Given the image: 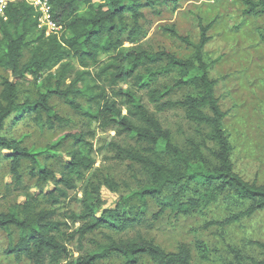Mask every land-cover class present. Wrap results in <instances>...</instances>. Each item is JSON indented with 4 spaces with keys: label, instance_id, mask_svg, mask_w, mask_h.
<instances>
[{
    "label": "trees",
    "instance_id": "16d2710c",
    "mask_svg": "<svg viewBox=\"0 0 264 264\" xmlns=\"http://www.w3.org/2000/svg\"><path fill=\"white\" fill-rule=\"evenodd\" d=\"M47 1L54 22L64 29L59 38L46 37L37 28L34 10L23 1L8 4L4 16L0 17V68L11 77V80H0V134L6 120L19 107L17 82L25 76L39 79L47 75L45 93L38 94L35 101L27 102L25 106L31 110L35 123L52 128L53 121L60 122L49 105L50 99L56 97L73 111L101 122L105 127L115 128L118 135L134 137L132 147L111 145L114 159L140 167L147 176L144 182L136 179V188L120 197L113 208H103L100 196L101 185L115 190L113 183L109 180L102 184L90 183L79 202L80 213L67 217L79 223V228L68 236L69 241L77 237L81 244L97 231L122 233L146 222L149 200L158 208L150 217L152 223L165 215L177 219L200 214L221 201L244 207L228 218L207 223L210 227L228 228L264 211V186L244 181L235 173L231 161L232 148L223 128L226 115L215 96V82L210 78L211 65L203 56V49L210 41L207 33L211 25H199L196 43L179 36L173 29H165L192 51L190 59L182 60L163 50L152 53L123 48L125 41L132 44L140 34L141 7L135 0ZM243 3L246 16L264 15V0H244ZM110 52L115 55L100 70L101 73L106 74L111 86L131 82L136 90L120 89L115 93L123 100L126 115L116 108L114 102L107 101L103 90L94 91L96 86L84 79L87 73H76L72 82L65 85L73 70L68 59L88 68L99 63L100 55ZM55 68L57 71L52 73ZM173 74L175 78L171 87L159 85L161 79ZM182 90L187 92L183 99L170 98L174 91ZM137 92L145 93L153 112L142 103ZM77 99L92 102L96 109L80 107ZM174 110L183 111L186 121L208 130L207 138L213 147L202 144L206 155L193 142L189 144L188 153L173 142L170 131L162 126L158 115ZM80 137L75 135L72 138L76 143L86 145ZM0 160L7 162L16 185L20 184L23 162L29 163L30 174L39 183L45 184L52 177L48 170H37L36 155L21 147L16 140L1 135ZM93 164L86 155L73 154L66 170L81 179ZM60 182L66 188H72L69 179L64 177ZM53 195H49L52 200ZM34 200L26 197L22 206L0 213V232L6 234L8 241L3 254L18 263L26 260L30 264H99L117 258L122 264H141L143 259L153 264H191V250L186 245H180L174 253H167L140 236L124 241L110 239L106 244L92 242L93 250L73 257L63 242L66 233L61 231L62 223L55 221L51 211H36L31 204ZM194 246L198 257L206 261L209 253L206 245L197 241ZM255 246L261 251L262 258L251 264H264V242L255 243Z\"/></svg>",
    "mask_w": 264,
    "mask_h": 264
},
{
    "label": "rangeland",
    "instance_id": "374dc122",
    "mask_svg": "<svg viewBox=\"0 0 264 264\" xmlns=\"http://www.w3.org/2000/svg\"><path fill=\"white\" fill-rule=\"evenodd\" d=\"M140 4L142 19L139 21L140 34L134 43L124 42L123 48H138L147 52L167 51L179 59L187 60L192 51L171 37L165 29H173L181 37L196 43L199 38V25H211L207 36L210 41L203 49L204 61L211 65L210 78L215 82V96L226 118L223 128L228 135L232 148L231 161L234 171L244 181L264 186V15L246 16L244 0H135ZM258 2L259 0H252ZM114 54H102L98 64L88 68L80 67L74 60L68 59L73 70L66 80L69 85L76 73H87L84 79L95 85L96 93L103 90L107 101L114 102L116 108L126 115L123 100L117 96L118 90L136 92L131 82L110 85L101 69L111 62ZM58 68V67H57ZM55 68L52 73L57 71ZM45 77L36 79L25 76L17 82L19 107L4 123L1 136L13 139L20 146L36 155L38 171L48 170L52 177L43 184L30 174L31 166L23 162L20 169V184L16 185L9 174L7 162L0 160V213H6L13 207L25 204L26 197L35 199L36 211L47 210L54 213L55 221L62 223L61 231L66 233L64 245L73 257L93 250L92 242L106 244L110 239L116 241L133 240L140 236L152 241L167 253L176 252L180 245L191 250V264H251L262 258L255 243L264 242V211L252 218L242 220L224 229L210 227L207 223L221 221L239 213L243 205L225 203L213 204L205 212L175 219L165 215L160 221L152 223L150 217L158 208L153 201H147L146 222L130 227L125 232L113 233L100 230L90 235L83 243L77 237L69 241L68 236L79 228L78 222L67 217L80 213V200L86 187L102 184L105 180L113 183L115 190L101 185L100 196L103 208H113L120 197L136 188V179L144 182L145 172L129 162L114 159L111 145L132 147L135 138L118 135L115 128L105 127L79 112L73 111L64 102L52 97L49 105L60 122L53 121L52 128L40 127L33 120L31 110L26 103L45 93ZM1 78L11 77L0 68ZM175 75L161 79L160 86L171 87ZM81 85H78L80 87ZM1 90V89H0ZM186 91H174L172 100H181ZM142 103L153 112L143 92H137ZM82 107L96 109V105L84 99H77ZM162 126L169 130L173 142L188 153L193 142L204 155L202 144L212 148L207 138L208 130L185 120L183 111L174 110L158 115ZM80 135L86 145L76 143L72 137ZM86 155L94 164L91 170L83 173L81 179L68 174L66 165L71 155ZM69 179L72 188H66L60 182ZM57 191V192H56ZM53 195V199L49 195ZM138 206L137 204H135ZM207 225V226H206ZM66 239V241H65ZM203 242L209 253L208 259L201 260L196 252L195 243ZM8 244L6 234L0 232V264H30L28 261H14L3 253ZM47 263L49 259L47 258ZM99 264H122L117 258L102 261ZM141 264H153L143 259Z\"/></svg>",
    "mask_w": 264,
    "mask_h": 264
},
{
    "label": "built area",
    "instance_id": "2783aa9c",
    "mask_svg": "<svg viewBox=\"0 0 264 264\" xmlns=\"http://www.w3.org/2000/svg\"><path fill=\"white\" fill-rule=\"evenodd\" d=\"M23 1L29 5L35 12L37 17V28L43 31L46 37L56 36L61 37L64 29L58 26L52 17L51 6L47 0H0V17H3L4 9L8 4Z\"/></svg>",
    "mask_w": 264,
    "mask_h": 264
}]
</instances>
